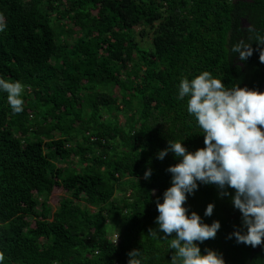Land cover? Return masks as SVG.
Masks as SVG:
<instances>
[{"label":"trees","instance_id":"trees-1","mask_svg":"<svg viewBox=\"0 0 264 264\" xmlns=\"http://www.w3.org/2000/svg\"><path fill=\"white\" fill-rule=\"evenodd\" d=\"M0 16V76L26 86L19 114L0 91L4 264H128L137 248L143 264H173L175 233L149 230H158L156 199L163 202L166 169L178 161L157 153L168 140L192 152L205 147L188 98L178 99L181 80L208 71L229 88L258 91L264 0H0ZM147 34L148 49L136 40ZM241 42L253 49L246 61L231 51ZM54 186L67 196L52 210ZM209 203L214 213L205 217ZM186 206L205 223L221 222L202 254L264 264V246L248 262L251 246L228 238L246 229L216 186L201 185Z\"/></svg>","mask_w":264,"mask_h":264},{"label":"clouds","instance_id":"clouds-1","mask_svg":"<svg viewBox=\"0 0 264 264\" xmlns=\"http://www.w3.org/2000/svg\"><path fill=\"white\" fill-rule=\"evenodd\" d=\"M7 24L0 16V32ZM259 44L264 45V41ZM241 61L253 55L251 45L243 42L231 49ZM264 62V51L260 53ZM26 86L19 81L10 82L0 76V91L7 93V100L16 114L24 111L23 95ZM188 98L187 112L195 117L203 131L205 147L192 152L184 141L168 140V146L157 153L161 161L169 153L177 163L166 171L171 174V186L163 193V202L157 197L159 215L155 223L158 230L150 235L163 234L171 238L169 247L174 250L173 264H226L222 253L200 245L215 239L222 225L219 220L211 224L186 206L188 197L201 185H214L220 197H230L233 207L241 213V231L235 229L229 239L253 248L264 246V92L240 87H227L223 80L204 71L189 80L183 78L178 99ZM153 170L148 168L144 179L150 180ZM234 190V194L229 191ZM215 204L209 203L204 212L211 217ZM128 264H143L139 248L128 253ZM5 255L0 252V264Z\"/></svg>","mask_w":264,"mask_h":264},{"label":"rangeland","instance_id":"rangeland-1","mask_svg":"<svg viewBox=\"0 0 264 264\" xmlns=\"http://www.w3.org/2000/svg\"><path fill=\"white\" fill-rule=\"evenodd\" d=\"M51 24L56 26V23L53 20L51 21ZM139 28L140 27H135V30L138 31ZM136 40L138 42V45L140 47H142V48H147L148 49L151 46L150 34H147V35H145L143 37L136 36ZM110 90H111V93L114 96H118L119 95L118 88L116 86H112L110 88ZM126 115H128V114H126ZM116 117L118 118V121L120 123L124 122L125 117H124V115H122V113H116ZM72 161H73L72 165L75 166L76 165V163H75L76 162V158H72ZM64 196H67V192L65 191L64 188L55 187V186L50 188L49 194H48V204L50 205L52 210L55 209L58 206L59 200L61 198H63ZM115 196L117 197V196H119V194L115 193ZM108 237L110 239H111V237L114 238V240H116V242L118 241V237L115 234H108Z\"/></svg>","mask_w":264,"mask_h":264},{"label":"water","instance_id":"water-1","mask_svg":"<svg viewBox=\"0 0 264 264\" xmlns=\"http://www.w3.org/2000/svg\"><path fill=\"white\" fill-rule=\"evenodd\" d=\"M262 41H264V27H263V40ZM262 51H264V45H262ZM262 71H263V78H262L261 85L258 88V91L260 92H264V62H262ZM260 247L261 246H257L255 248L251 247L248 262L251 260L253 255L259 251Z\"/></svg>","mask_w":264,"mask_h":264},{"label":"built area","instance_id":"built-area-1","mask_svg":"<svg viewBox=\"0 0 264 264\" xmlns=\"http://www.w3.org/2000/svg\"><path fill=\"white\" fill-rule=\"evenodd\" d=\"M111 240H112L113 242H116V240H114V238H112V237H111Z\"/></svg>","mask_w":264,"mask_h":264}]
</instances>
